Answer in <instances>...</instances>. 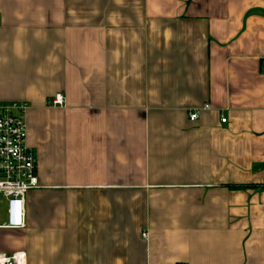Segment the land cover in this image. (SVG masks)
<instances>
[{"label":"crops","instance_id":"1","mask_svg":"<svg viewBox=\"0 0 264 264\" xmlns=\"http://www.w3.org/2000/svg\"><path fill=\"white\" fill-rule=\"evenodd\" d=\"M0 103L40 185L0 255L264 264V0H0Z\"/></svg>","mask_w":264,"mask_h":264},{"label":"built area","instance_id":"2","mask_svg":"<svg viewBox=\"0 0 264 264\" xmlns=\"http://www.w3.org/2000/svg\"><path fill=\"white\" fill-rule=\"evenodd\" d=\"M50 106L62 107L65 99L55 96ZM205 107L203 111L209 110ZM28 105L25 103H0V213L5 205L7 218L3 228H25L27 195L40 187L37 158L26 144L27 126L24 120ZM201 110L190 114L191 122L200 118ZM226 123V120H222ZM147 238V234L143 235ZM0 264H26V254L0 255Z\"/></svg>","mask_w":264,"mask_h":264},{"label":"rangeland","instance_id":"3","mask_svg":"<svg viewBox=\"0 0 264 264\" xmlns=\"http://www.w3.org/2000/svg\"><path fill=\"white\" fill-rule=\"evenodd\" d=\"M1 215L3 216V215H4V213H1Z\"/></svg>","mask_w":264,"mask_h":264}]
</instances>
